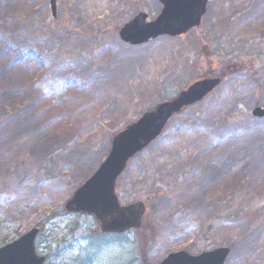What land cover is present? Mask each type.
Instances as JSON below:
<instances>
[{"label":"rangeland","instance_id":"374dc122","mask_svg":"<svg viewBox=\"0 0 264 264\" xmlns=\"http://www.w3.org/2000/svg\"><path fill=\"white\" fill-rule=\"evenodd\" d=\"M233 1L208 0L184 35L131 45L120 29L141 11L155 20L158 0H58L55 18L50 0H0V237L42 228L45 264H142L140 232L95 233L96 218L65 205L118 132L220 77L129 162L117 193L148 207L149 263L228 247L226 264H264V118L252 115L264 107V0L223 11Z\"/></svg>","mask_w":264,"mask_h":264},{"label":"water","instance_id":"95a60500","mask_svg":"<svg viewBox=\"0 0 264 264\" xmlns=\"http://www.w3.org/2000/svg\"><path fill=\"white\" fill-rule=\"evenodd\" d=\"M160 15L148 21L141 11L119 31L122 41L142 45L161 36L177 37L201 25L207 12L208 0H158ZM58 0H50L52 15L57 16ZM221 83L220 77L193 81L179 95L162 101L127 125L112 139L111 147L98 169L83 182L67 201L65 209L71 213L91 215L99 222L96 233L123 234L141 228L148 208L144 201L129 205L120 202L118 179L129 162L144 151L164 132L171 119L186 107L205 99ZM252 115L264 118V107H255ZM39 228L29 230L21 237L0 247V264H44L46 256L36 248ZM230 248L220 247L199 255L186 251L170 253L159 263L146 264H225Z\"/></svg>","mask_w":264,"mask_h":264},{"label":"trees","instance_id":"16d2710c","mask_svg":"<svg viewBox=\"0 0 264 264\" xmlns=\"http://www.w3.org/2000/svg\"><path fill=\"white\" fill-rule=\"evenodd\" d=\"M40 229H42V228H40ZM146 229H147V225H146V223H144L142 229H140V230L137 231L138 233L140 232V234H141V240L143 239V240H142L143 243H142V245H141V247H140L141 259L143 260V261H142V264H145V263L148 262V259H147V256H146V250H147L148 243H147V241H146V237H145V239H144V235H145L144 232H145ZM143 234H144V235H143ZM142 236H143V237H142ZM145 236H146V235H145ZM0 238H1V241H2V245H4V244L7 243V238H8V236H1Z\"/></svg>","mask_w":264,"mask_h":264},{"label":"bare ground","instance_id":"6f19581e","mask_svg":"<svg viewBox=\"0 0 264 264\" xmlns=\"http://www.w3.org/2000/svg\"><path fill=\"white\" fill-rule=\"evenodd\" d=\"M248 0H234L233 2H232V4L230 5V7L229 8H227L226 10L225 9H223V11H226V12H230V11H232V10H237V9H240L241 7H243V6H245L246 5V2H247ZM246 15V13L245 14H241V15H239V18L241 19L243 16H245ZM258 15H260V13H258ZM239 19H237V21H238ZM237 21H235V23H237ZM238 23H239V21H238ZM237 23V24H238ZM236 24V25H237ZM247 26V28H249L248 27V25H246ZM244 30H245V26L243 25V26H238L237 28H236V33L235 34H239V33H244Z\"/></svg>","mask_w":264,"mask_h":264}]
</instances>
